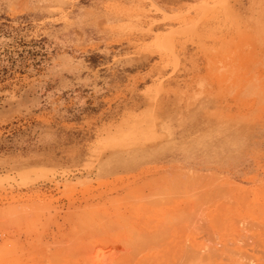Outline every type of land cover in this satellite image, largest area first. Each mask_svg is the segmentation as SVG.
Returning a JSON list of instances; mask_svg holds the SVG:
<instances>
[{"label": "rangeland", "instance_id": "374dc122", "mask_svg": "<svg viewBox=\"0 0 264 264\" xmlns=\"http://www.w3.org/2000/svg\"><path fill=\"white\" fill-rule=\"evenodd\" d=\"M0 264H264V0H0Z\"/></svg>", "mask_w": 264, "mask_h": 264}, {"label": "crops", "instance_id": "0c3cea01", "mask_svg": "<svg viewBox=\"0 0 264 264\" xmlns=\"http://www.w3.org/2000/svg\"><path fill=\"white\" fill-rule=\"evenodd\" d=\"M151 58H149V61L151 62ZM148 61V60H147ZM142 62V61H141ZM241 69L240 60L238 57H235L232 63L229 62L226 70V74H235L237 71ZM148 70L139 71L137 73L139 75H145L147 74ZM228 72V73H227ZM169 74L166 73L162 77L163 79L168 76ZM161 78V79H162ZM168 78V77H166ZM165 78V79H166ZM165 96H168L164 98V102L160 105V109L157 110L156 119L159 124L163 127V129H167L168 133L171 131L173 132V138L169 140V142L162 144L161 147L156 148V150L152 149V152H158L160 154V158L163 160V163L171 165L173 167H191L195 169L203 168V169H212L214 168V162L208 161L207 159H199L192 157L190 155H183V151H185V147L183 148L182 143L177 140L175 137V134H177L174 129L177 127V124L182 122L183 118H189L191 119L193 115H190V111H186V105H183L179 102H176L178 94H181V89L177 87L169 86L166 89ZM179 92V93H178ZM176 95L175 98H172ZM147 107V108H146ZM145 109H142L143 111H150L151 106L148 104L144 105ZM141 110V109H140ZM160 158L157 157V159L160 161ZM156 161V159H153ZM143 162V161H139Z\"/></svg>", "mask_w": 264, "mask_h": 264}]
</instances>
